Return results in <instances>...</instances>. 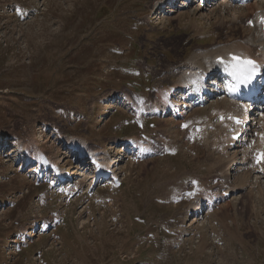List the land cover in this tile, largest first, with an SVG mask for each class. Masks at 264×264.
Masks as SVG:
<instances>
[{
  "label": "rangeland",
  "instance_id": "1",
  "mask_svg": "<svg viewBox=\"0 0 264 264\" xmlns=\"http://www.w3.org/2000/svg\"><path fill=\"white\" fill-rule=\"evenodd\" d=\"M153 1L0 0V139L18 144L33 133L55 156L63 153L60 133L96 148L141 139L142 127L121 125L128 115L112 109L115 97L151 101L156 88L169 86L173 66L217 40L209 7L150 20ZM195 22L208 32L201 38ZM150 123L164 145L183 147L174 146L181 149L175 160L191 161L190 173L211 181L213 173L194 162L206 160V152L187 150L192 146H185L181 123ZM10 156L11 146L0 152V264H264V185L236 190L211 219L187 228L185 205L162 204L164 174L181 176L182 165L171 169L175 160L130 165L123 159L119 190L98 186L92 196L66 199L51 196L35 166L24 168ZM43 221L49 227L40 232ZM33 227L31 240L18 239L27 244L17 250L15 231Z\"/></svg>",
  "mask_w": 264,
  "mask_h": 264
},
{
  "label": "bare ground",
  "instance_id": "2",
  "mask_svg": "<svg viewBox=\"0 0 264 264\" xmlns=\"http://www.w3.org/2000/svg\"><path fill=\"white\" fill-rule=\"evenodd\" d=\"M166 1L167 0H154L153 4L151 6V10H156V9L160 8L163 4L166 3ZM217 1L218 0L212 1L215 4H213L211 6L209 14H207V15H209V17L206 16L208 21L214 20L212 23L213 28L211 31V35H212V37H213V35H217V40H212L210 43L211 45L209 47L206 46L205 47L206 49H202V50L201 49H195L194 50L193 57L187 59L189 62H191L189 64V66L187 67V70L190 73H192L191 67L198 68L203 63L208 64L207 59L210 60V59L216 58L218 56H221L224 58H228V57L232 58L234 55H237V54H247V55L253 56L254 54H257L260 51L259 45L262 44V39L256 34V31L254 29H249V28L245 27L244 25H245V23L247 24L248 21H256V19L261 18V17L264 18V0H262V1L257 0L255 2L249 4V5H246L243 8L233 7L230 4H224L222 2H218L219 4H217L216 3ZM181 4L183 5L184 3L181 2ZM195 8L198 10H201L199 12H202V9H200L198 5H196ZM257 10H259L258 12L261 14H257L258 13ZM168 12L170 14L176 13V11H174L172 9H169ZM255 12H257V13H255ZM191 26L193 27V29H192L193 31L196 30L195 32L197 33V35H195V37L202 36V33H204V35H206L208 33L202 29H199L200 27L197 26L196 22L193 23V25H191ZM199 51H205V52L198 53ZM197 57H200L199 61L195 60ZM262 59L264 60V57H262ZM202 61H204V62H202ZM262 63L264 64V61H262ZM175 69H177V68H175ZM177 77L180 80V83L182 82V84H180L182 86L185 79L182 77L181 74L177 75L176 79H177ZM194 80H195L194 77L189 78V81H194ZM175 84H176V80L173 82V84L170 87H174ZM181 86H179V87H181ZM168 91L170 92V89ZM164 93H166V90L163 92V94ZM163 94L160 96L162 101L164 100ZM124 100L128 101V98H125ZM191 104H192V102H191ZM210 107H214L215 110H218V107L222 108V109L223 108H229L230 104L227 100H221V101L215 102L214 104L208 106V109ZM231 107L234 109V107H235L234 104H231ZM155 110H160L161 112H163L166 110V107L160 105L159 107H156ZM204 110L206 112L207 108H204L202 110H198V111H196V113H203ZM207 115H208V113H207ZM63 138L66 139V143L68 146L71 144H72L71 147L85 146V150H86L87 154H92V156L94 158L99 157L103 161L106 158L104 151H100V150L89 151L88 150L89 144L87 143V145H86V140H84V139H71L69 137H63ZM214 138H215V140H218L217 136H213V139ZM133 139H134V142L138 141L135 138H133ZM120 140H123L122 143H125L124 141L131 140V138L127 137V138H123ZM38 142L33 143L32 138L28 139L26 142H24V144L21 145V148L25 151V153L31 152L29 155H27L28 160L30 162H32L33 160H37L38 163L41 164L42 163V156H44V154H41V152H43L42 151L43 149H38V147H39V146H37ZM136 145L139 148L138 154H140L141 150H144V148L139 144H136ZM31 146L34 147V150H31ZM90 147L92 149L95 148L92 146H90ZM230 154H231V156H229V159H230L229 165H227L225 167V171H223L222 176L231 175V172L240 171L241 169H244V166L247 165V159L244 158L243 155L241 154L240 148L234 149L232 152H230ZM237 155L238 156L240 155V158H238ZM51 157L54 158L53 154H50V156L48 157L49 161L52 160ZM213 159L214 158L211 155H209L207 157L205 164L208 163L210 165L212 163ZM113 161H114V163L117 162V166H120L119 164L121 161L118 162L117 158H113ZM61 163L62 162H59V164H61ZM219 164H221L220 161H219ZM233 167H234V169H233ZM244 174H245V176H241L240 178H238V180H237L238 182L245 183V182H248V180H250V181H254V184L260 185V181H263V178H264V177H262V175H256L252 170H248V171L244 172ZM65 178L70 179V177L67 176V173H66ZM230 179H231V177H227L226 181L229 182ZM82 182H83V180H82ZM229 191H232V189H229ZM230 201H231V199H230Z\"/></svg>",
  "mask_w": 264,
  "mask_h": 264
},
{
  "label": "snow or ice",
  "instance_id": "3",
  "mask_svg": "<svg viewBox=\"0 0 264 264\" xmlns=\"http://www.w3.org/2000/svg\"><path fill=\"white\" fill-rule=\"evenodd\" d=\"M251 24L252 22L249 21ZM260 23L264 25V18H261ZM232 61L234 63L231 65V70L234 79H236L237 84H243L247 86V84L251 81L252 75L255 74L256 68L254 65V62L251 60H243L240 57L233 56ZM220 63H223V61H219ZM235 86H232L229 88V91H234ZM237 124L240 123L239 120L236 121ZM264 163V152H261L256 157V164Z\"/></svg>",
  "mask_w": 264,
  "mask_h": 264
}]
</instances>
